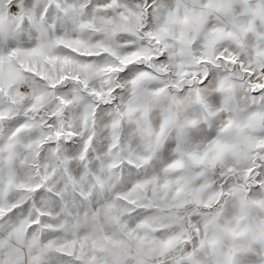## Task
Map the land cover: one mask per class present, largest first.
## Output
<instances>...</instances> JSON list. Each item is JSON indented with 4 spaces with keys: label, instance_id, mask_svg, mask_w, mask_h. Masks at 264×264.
<instances>
[{
    "label": "snow or ice",
    "instance_id": "6c2138e0",
    "mask_svg": "<svg viewBox=\"0 0 264 264\" xmlns=\"http://www.w3.org/2000/svg\"><path fill=\"white\" fill-rule=\"evenodd\" d=\"M0 264H264V0H0Z\"/></svg>",
    "mask_w": 264,
    "mask_h": 264
}]
</instances>
